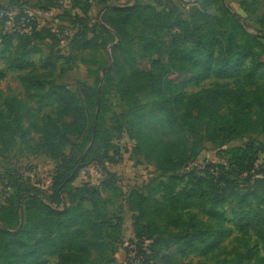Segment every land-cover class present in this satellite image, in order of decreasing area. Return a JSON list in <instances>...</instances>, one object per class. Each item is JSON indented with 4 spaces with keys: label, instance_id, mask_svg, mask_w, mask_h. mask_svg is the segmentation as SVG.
Instances as JSON below:
<instances>
[{
    "label": "trees",
    "instance_id": "16d2710c",
    "mask_svg": "<svg viewBox=\"0 0 264 264\" xmlns=\"http://www.w3.org/2000/svg\"><path fill=\"white\" fill-rule=\"evenodd\" d=\"M56 2L46 0L39 7L50 10ZM73 2L76 12L68 17L76 22L77 32L70 40V48H88L91 38L84 36L89 29L92 0H85L81 8L79 0ZM250 2L264 10V0ZM215 3H218V14L209 10ZM104 7L99 27L111 40H116L115 47L130 72L122 76L117 86L120 94L130 97L129 86L135 90L149 88L159 98L167 120L194 139L185 158L174 159L162 153L153 157L157 169L164 173L163 180L147 183L143 191L137 185L132 186L118 197V203L123 201L131 212L132 239L137 257L142 256L141 264H149L153 257H158L161 264H179L174 261L177 257L196 253L212 243L214 227L184 220L180 214L195 206L207 208L208 216L221 225L224 221L221 207L231 204L234 227L240 232L252 231L264 251V164L259 163L264 143L249 138L242 145L225 149L224 164L209 161L203 165L189 164L198 154L203 139L231 141L264 134V83L249 88L256 85V77L264 78V14L260 17L261 28L250 29L222 0H194L186 17L172 0L158 5L131 0L126 4H104L101 10ZM7 19L2 16L0 26ZM136 24L147 33L141 39V50L152 57L149 69L137 67L126 45L130 30ZM13 29L9 33L1 31L0 61L7 70L33 66L25 57L40 51L34 45L20 50L17 43L12 61H6L5 56L10 57L14 37L35 40L41 37V28H37L24 11L14 16ZM47 35L55 36L50 32ZM163 35V40L158 38ZM246 60L250 62L249 71L241 67ZM174 73L182 77L179 80L170 77ZM211 74L234 78L247 87L225 86L202 89L190 95L184 93L183 82L193 75L200 82ZM4 75L0 70V78ZM112 80L108 73L102 82L100 77L96 78L95 101L86 107L66 86L49 82L45 95L56 103V117L48 123L38 124L33 118L21 116V112L27 115L26 109L14 99L7 101L0 111L1 132L19 134L22 141L27 140L30 131L39 133L41 146L50 158L60 159L48 190L27 184L16 190L17 197L23 195L22 204H18L17 199L14 204L0 205V264H47L48 256L57 257L55 264H105L109 261L107 252L113 254L122 243V216L109 215L108 201L100 197L109 178L98 186L85 183L70 188L85 158L81 156L69 165L61 164L72 136L97 140L103 121L98 103ZM27 82L33 89H42L31 76ZM224 105L229 108L226 114H221L220 107ZM177 108L187 112L177 113ZM66 117L71 118L70 122L60 123ZM227 166L247 180L243 191L236 178L226 172ZM172 247L174 250L162 252ZM92 252L97 254L95 259H91ZM220 264L236 263L231 258ZM254 264H264V254L257 256Z\"/></svg>",
    "mask_w": 264,
    "mask_h": 264
},
{
    "label": "rangeland",
    "instance_id": "374dc122",
    "mask_svg": "<svg viewBox=\"0 0 264 264\" xmlns=\"http://www.w3.org/2000/svg\"><path fill=\"white\" fill-rule=\"evenodd\" d=\"M161 4L164 0H140ZM183 17H186L188 9L194 0H172ZM251 0H222L223 4L238 14L250 29L261 28L260 17L264 10L257 3H248ZM46 0H0V19L3 21L0 29V48L2 30L12 32L14 16L20 12H26L28 16L41 28L42 35L35 40L28 41L25 38L14 37L11 43L10 57L6 61H12L16 44L19 49L34 45L39 48L38 53L27 55L25 59L32 61L33 66L24 69L7 70L3 61H0V70L4 76L0 78V111L4 105L12 99L22 103L27 115L21 112V116L33 118L38 124L52 121L56 117V103L46 97L45 91L49 82L62 84L71 90L78 98L82 106L93 104L95 97V80L97 77L104 81L107 73L112 76V83L108 91L100 97L98 109L102 117L101 129L95 142L89 141L86 136L71 137V142L65 148L61 164H71L76 158H85L84 165L78 170L74 179L75 185L85 183L97 185L109 178V184L100 191V197L108 201V214L122 213L120 226L122 243L114 251L107 252L105 264H128L126 246L133 236L131 212L124 206V202L118 203L121 192L137 185L140 191L144 190L147 183H153L164 179V173L157 169L153 157L164 154L174 159H182L188 156L194 139L183 129L172 125L166 118L159 105V98L144 88L135 90L129 86L132 95L125 97L120 94L117 86L122 81V76L129 75V69L120 51L115 47V41L106 36L99 27V12L104 4H126L131 0H92L89 16V29L85 38H91L88 48H70V40L77 32L76 22H71L68 15L76 12L73 0H57L56 6L50 10H44ZM242 2H246L243 4ZM85 0H79V7H84ZM218 3L212 4L209 10L219 13ZM159 8V6H157ZM73 21V20H72ZM47 32L53 33L49 37ZM147 36L143 28L136 24L130 30L127 40V48L133 54L137 67L149 69L152 57L141 50V39ZM161 40L165 35L158 36ZM76 45H78L76 43ZM14 62V61H13ZM249 71L250 62L246 60L241 65ZM28 76L37 80L42 89H33L27 82ZM170 77L179 80L180 75L174 73ZM193 75L188 81L182 83L185 94L190 95L202 89L230 87H247L244 83L234 81V78H220L213 74L198 82ZM264 83V78L256 77V85L249 87L254 89ZM229 105L220 107V113L226 114ZM177 113L187 112L184 108L175 109ZM66 117L62 121L70 122ZM26 125V124H25ZM249 138L264 143V134L247 135L235 140L219 138L215 141L203 139L202 145L197 150L196 157L189 164L203 165L204 162L225 163L224 150L242 145ZM27 139V140H26ZM26 141H22L19 134H10L8 131H0V205L14 204L18 197L16 190L26 187L27 184L38 182L46 184L55 167L60 164V159L50 158L48 152L41 146L42 135L30 131ZM107 152V153H106ZM192 155L189 156V159ZM259 163L264 164V153L259 156ZM91 166L93 168H91ZM34 172V173H33ZM226 172L236 178L240 191L246 188L247 180L239 177L237 171L226 167ZM32 174V177L29 176ZM111 174V175H107ZM26 178V179H25ZM11 184V190L6 192L5 182ZM19 187V188H18ZM23 195L20 203H23ZM84 205L89 207V203ZM231 204L221 207L224 221L218 225L208 216L207 208L195 206L180 214L184 220L202 222L215 228L212 243L198 252L177 257L179 264H220L223 260L234 258L236 264H254L257 256H262L264 251L261 244L252 231H238L232 221ZM174 250L163 249L166 253ZM97 254L92 252L91 259ZM149 264H161L158 257L151 258ZM47 264H55L56 256L46 257ZM133 264H137L134 262Z\"/></svg>",
    "mask_w": 264,
    "mask_h": 264
},
{
    "label": "built area",
    "instance_id": "2783aa9c",
    "mask_svg": "<svg viewBox=\"0 0 264 264\" xmlns=\"http://www.w3.org/2000/svg\"><path fill=\"white\" fill-rule=\"evenodd\" d=\"M91 168H93V167L91 166ZM52 174H53V172H52ZM52 174L49 177V181L45 185L42 183H38V182H32V184L41 190H44V191L48 190L50 187V184H51ZM29 176L32 177V174H30ZM5 184H6L5 189H6V192L8 193V191L11 190V187L6 182H5ZM124 193H127V191H125ZM132 237L129 239V242L126 246V249H127V257L126 258L128 260V264H133L134 262H136L137 264H141L142 256L137 257L138 252H137V248L135 245V241L132 239Z\"/></svg>",
    "mask_w": 264,
    "mask_h": 264
},
{
    "label": "crops",
    "instance_id": "0c3cea01",
    "mask_svg": "<svg viewBox=\"0 0 264 264\" xmlns=\"http://www.w3.org/2000/svg\"><path fill=\"white\" fill-rule=\"evenodd\" d=\"M138 1H140V0H138ZM140 2H147V1H140ZM91 7H92V5H91ZM91 7H90V10H91ZM90 10H89V12H88V14L90 15ZM74 183V180L72 181V185H75V184H73ZM79 186V185H78ZM121 216H122V213L120 214ZM122 218H123V216H122Z\"/></svg>",
    "mask_w": 264,
    "mask_h": 264
},
{
    "label": "water",
    "instance_id": "95a60500",
    "mask_svg": "<svg viewBox=\"0 0 264 264\" xmlns=\"http://www.w3.org/2000/svg\"><path fill=\"white\" fill-rule=\"evenodd\" d=\"M106 7H104L100 12H99V15H101V13L103 12V10L105 9ZM20 198H21V195L18 196V204H20Z\"/></svg>",
    "mask_w": 264,
    "mask_h": 264
}]
</instances>
